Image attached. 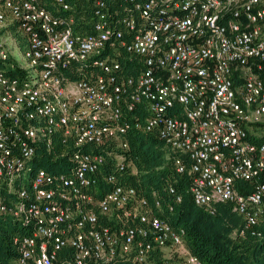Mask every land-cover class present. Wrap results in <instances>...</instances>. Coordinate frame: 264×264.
I'll list each match as a JSON object with an SVG mask.
<instances>
[{
	"label": "built area",
	"instance_id": "2783aa9c",
	"mask_svg": "<svg viewBox=\"0 0 264 264\" xmlns=\"http://www.w3.org/2000/svg\"><path fill=\"white\" fill-rule=\"evenodd\" d=\"M93 5L85 33L66 0H0V214L27 231L14 238V264H201L160 200L152 206L115 176L135 173L127 134L154 133L191 181L195 205L214 214L229 203L243 219L233 235L255 232L264 0ZM43 159L61 171L38 166Z\"/></svg>",
	"mask_w": 264,
	"mask_h": 264
},
{
	"label": "trees",
	"instance_id": "16d2710c",
	"mask_svg": "<svg viewBox=\"0 0 264 264\" xmlns=\"http://www.w3.org/2000/svg\"><path fill=\"white\" fill-rule=\"evenodd\" d=\"M71 8L68 11L75 17L74 28L91 32L93 23V0H66ZM110 9L117 8L119 0H106ZM132 65L123 68L132 73ZM0 67L4 65L0 62ZM70 79L81 77L80 71H66ZM126 139L129 144L128 159L135 173H123L116 177L121 184L132 186L145 196L151 205L160 200L163 216L174 227L185 230L184 241L189 251L199 258L201 264H264V214H262L254 233L239 235L233 232L243 225L242 217L233 211L226 202L218 203L214 214L194 204L191 181L186 174L175 171L172 154L163 141L154 133L130 131ZM52 172L61 171L59 160L43 159L37 164ZM173 187L175 195L169 193ZM246 192L249 187H239ZM180 197L179 202L174 197ZM172 205V211L167 209ZM23 224L10 214H0V264H14L17 256L14 238L26 233ZM113 264H130L123 261Z\"/></svg>",
	"mask_w": 264,
	"mask_h": 264
},
{
	"label": "rangeland",
	"instance_id": "374dc122",
	"mask_svg": "<svg viewBox=\"0 0 264 264\" xmlns=\"http://www.w3.org/2000/svg\"><path fill=\"white\" fill-rule=\"evenodd\" d=\"M15 36V38H19V36L17 34H13ZM21 42V41H20ZM7 43L10 44V40L7 39ZM14 55L17 58L18 62L22 65V66H27V62L24 59V57L22 56V52L18 49L15 48L14 51Z\"/></svg>",
	"mask_w": 264,
	"mask_h": 264
}]
</instances>
